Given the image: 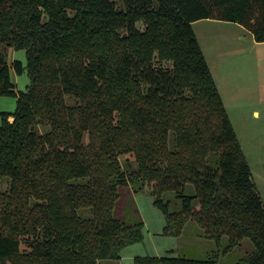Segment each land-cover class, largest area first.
<instances>
[{
    "label": "trees",
    "instance_id": "1",
    "mask_svg": "<svg viewBox=\"0 0 264 264\" xmlns=\"http://www.w3.org/2000/svg\"><path fill=\"white\" fill-rule=\"evenodd\" d=\"M203 18L264 41V0H0V94L17 97L0 110V264H119L144 239L143 220L115 215L123 187L155 196L165 234L192 220L219 247L134 264H217L246 238L235 264H264V201L194 30Z\"/></svg>",
    "mask_w": 264,
    "mask_h": 264
},
{
    "label": "rangeland",
    "instance_id": "2",
    "mask_svg": "<svg viewBox=\"0 0 264 264\" xmlns=\"http://www.w3.org/2000/svg\"><path fill=\"white\" fill-rule=\"evenodd\" d=\"M193 27L264 201V41L255 40L249 29L235 21L203 18L194 21ZM12 58L26 61L25 49L9 48V59ZM12 75L18 89L26 90L27 71L22 74L13 71ZM16 105L15 95L0 94V110L14 111ZM6 186V182L0 183V189ZM167 196L172 200L173 210L180 208L174 193L169 192ZM154 200L149 191L121 189L115 215L128 222L143 220L144 239L124 247L119 264H134L136 256L171 254V246L175 247L172 254L192 258H208L219 248L204 235V229L196 221H187L178 236L165 234L166 215ZM252 247L246 238L224 253L223 244L217 264H235Z\"/></svg>",
    "mask_w": 264,
    "mask_h": 264
},
{
    "label": "crops",
    "instance_id": "3",
    "mask_svg": "<svg viewBox=\"0 0 264 264\" xmlns=\"http://www.w3.org/2000/svg\"><path fill=\"white\" fill-rule=\"evenodd\" d=\"M11 117V119H12V116H10ZM163 230V228H161V231ZM160 232V231H159ZM171 237H172V235H171ZM171 249H174L175 247L174 246H171L170 247ZM124 249V248H123ZM174 252V251H173ZM121 255H122V251H121ZM156 255H159V254H156ZM161 255H163L162 253H161ZM122 258H123V255H122Z\"/></svg>",
    "mask_w": 264,
    "mask_h": 264
}]
</instances>
